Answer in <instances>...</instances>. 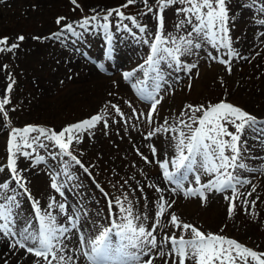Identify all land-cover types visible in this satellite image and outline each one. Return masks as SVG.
Listing matches in <instances>:
<instances>
[{
	"label": "rangeland",
	"instance_id": "1",
	"mask_svg": "<svg viewBox=\"0 0 264 264\" xmlns=\"http://www.w3.org/2000/svg\"><path fill=\"white\" fill-rule=\"evenodd\" d=\"M77 3L80 7L73 10L75 6L71 0H0V38L7 37L9 45H18L11 52H0V99L5 96L10 98V103L6 105L8 118L5 119L0 114V168L4 169L0 171V182H9L15 187L7 167V139L12 128L23 129L31 124L59 132L68 125L99 113L105 116L108 126L98 123L90 133L81 136L79 143L74 142L73 145V154L84 159L86 164H82L87 171L73 162L68 169L72 178L67 179L63 175L61 160L68 158L57 156L52 159L49 152L58 150L53 149L48 141H45L49 144L48 148L36 150L37 155L45 157V163L34 164V161L23 156L17 159V168L23 170L22 175L28 181L27 187L33 198L39 201L41 209H47L52 199L58 204L65 203L68 206V215H76L78 211L82 214L83 219L79 221L81 230L86 237L94 238L103 228L111 227L113 218L120 222L118 218L122 213L115 207L117 198L125 207L131 202L133 213L141 217L139 222H143L150 229L155 222L160 197L163 196L169 203L174 201V204L160 218V227L154 233L158 245L166 234L171 236L175 233L179 238L183 233L184 239L192 238L190 230L184 231L169 223L170 213L175 212L181 223L196 226L205 234L213 233L234 239L248 248L264 253V132L247 131L242 137L241 162L246 168L237 169L235 175L248 179L251 183L237 185L239 196L231 217L228 211L232 196L230 190L220 192L205 189L207 200L203 204L199 197H185L184 192L188 188L199 187L195 183V174L200 175L201 184H207L214 179L202 170L198 173L188 172L180 188L164 178L156 161H171L177 155L173 133H157L146 139L150 131L160 126L182 128L179 121H187L191 114L186 112L181 115L187 105L207 107L223 101L240 107L264 122V0H227L231 47L238 55L229 56L228 49L214 48L207 40L200 39L199 49L193 48L181 57L182 67L166 62L158 66V71H149L145 65L149 42L157 30V19L153 13L143 14L146 9L142 0H137L135 4L121 10L126 16L135 17L139 25L145 26V31L140 32L131 21H120L113 14L109 18L111 45L106 43L104 30L99 26L105 23L102 19L93 21L88 30L79 28L78 24L85 17H92L97 13L103 17L107 10L119 8L126 0H77ZM148 3L155 9L157 0H148ZM177 7L180 5L170 6L163 14L164 31L172 37L186 35L192 28L187 24L180 29L176 28L183 19V15L176 11ZM58 17L66 19L58 25ZM68 23L73 24L82 37L65 33L60 39L49 38ZM122 25H127V29ZM20 36L24 39L18 40ZM32 42L42 43L43 49L27 60L24 55ZM109 47L112 48L111 58L106 54ZM74 57L85 62H78L77 66L70 67L69 60ZM219 59L230 62V72L229 65L220 63ZM141 65L145 67L141 69ZM189 65L195 67L186 71L185 68ZM62 66L65 68L64 72H61ZM89 66H93L91 72H87L89 77L95 78L100 73L114 87L124 85L130 92V98L110 93L113 90L101 92L96 86L86 96H82L81 90L75 91L79 88L68 89L66 82L69 78L72 80L73 74L78 72L76 69ZM105 69L109 71L108 74L103 73ZM124 70L133 73L131 79L123 78ZM145 71H149V76H145ZM10 83L12 90L8 93L6 89ZM134 84L136 87H133ZM157 85L160 86L157 98L162 97L158 106H161L154 114V122L146 126L133 115V109L136 113L145 112H140L139 105L132 104L131 99L142 102L149 109L147 104H151V101L144 99L139 90L146 88L153 91ZM49 86L50 94L56 100V106L52 108L41 103L38 105L41 95H44L42 91ZM63 92L66 93L67 102L62 96ZM112 105H117L124 116L118 115ZM258 127L264 128V124ZM183 130L186 134L189 131L187 128ZM229 130L234 131L231 127ZM143 139L150 141L142 144L141 149L138 143ZM153 147L157 151L155 157L152 154ZM143 157L153 162L146 163ZM54 173H61L57 183L63 185V195L50 186ZM149 177L158 178L156 188L163 190L157 191L152 200L147 194L145 198L142 197V187L145 184L143 178ZM40 178H43V183ZM253 186L256 191L248 195ZM17 199L20 202L19 208L15 210L18 214L17 228H22L26 222H31L35 227L36 217L32 202L25 195H19ZM109 199L114 205L111 214ZM245 200L248 201L247 205ZM253 200L256 201L255 207L252 206ZM190 201L196 208L188 209L191 211L186 215L188 210L184 205ZM180 202L185 204L179 205ZM54 214L58 223H67V218L58 210ZM145 215L147 220L143 219ZM73 233L75 231L68 236ZM69 240L70 238L65 241L67 247L63 255L80 254L79 241L69 243ZM115 240L114 237V242ZM9 243H14V239L0 234V264H34L36 258L32 254L23 249H13ZM163 250V257L159 255V247L153 250L152 253L156 254L153 264H171L173 258L179 264V256L169 254L171 245ZM84 261L88 264L85 257ZM249 261L254 264L250 258ZM186 264H194V261H186Z\"/></svg>",
	"mask_w": 264,
	"mask_h": 264
},
{
	"label": "snow or ice",
	"instance_id": "2",
	"mask_svg": "<svg viewBox=\"0 0 264 264\" xmlns=\"http://www.w3.org/2000/svg\"><path fill=\"white\" fill-rule=\"evenodd\" d=\"M136 2L137 0H126V3L119 8L107 10L103 17H100L98 13L92 17H85L79 22L78 27L88 30L93 21L102 19L105 23L99 26L104 30L106 43L111 45L112 35L109 18L115 14L120 21L129 20L139 28L140 32H144L145 26L139 25L135 17L126 16L121 10ZM142 2L146 9L143 14L153 13L157 19V30L149 42V54L145 60V65L149 71H158V66L166 62H172L178 67H182L181 57L193 48L199 49L201 47L198 42L200 39L207 40L214 48L228 49L229 56L238 55L231 47L227 0H157L155 9L149 5L148 0H142ZM71 3L75 6L73 10L80 7L77 0H71ZM174 5H180L176 11L183 15V19L176 25V28L180 29L185 24L192 26L191 31L186 35L172 37L164 31L165 19L163 14L168 7ZM65 19L66 17H58L56 23L59 25ZM122 26L127 29V25ZM65 33L77 35L76 28L73 27V24L68 23L49 38L60 39ZM23 39V36L18 37V40ZM17 47L18 45L15 43L9 45L7 37L0 38V52H11ZM106 54L111 58V47L108 48ZM219 62L229 65L228 71H231L228 60L219 59ZM145 65H141V69ZM193 67L195 65H189L185 70L191 71ZM149 71H145V76H149ZM132 76L133 73L131 72L124 73L126 80L131 79ZM9 79L11 80V76ZM12 83L8 85L6 92H11ZM133 87L136 85L134 84ZM190 87L191 84H189ZM159 88L160 86L157 85L153 91H148L146 88L139 90L144 99L151 101L150 110L147 114L136 113L133 109V115L137 119L146 118L150 125L154 122L157 105L161 103L162 99V97L157 98ZM9 103L10 98L8 96L0 99V114L5 119L8 118L6 105ZM112 108L118 115L124 116L117 105H112ZM186 112L191 114L187 121H179L182 128L160 126L150 131L146 139L157 133H173V139L176 140L177 155L171 161L167 159L156 161L162 169L164 178L180 188L188 172L198 173L199 170H202L214 179L209 180L207 184H201L200 175L195 174V183L199 187L188 188L184 192L185 197H199L203 204L207 200L205 189L220 192L230 190L232 196L228 211L231 217L235 210V201L239 196L237 185L243 186L251 183L250 180L235 175L237 169L246 168V165L241 162L240 145L242 137L247 131L264 132V128L258 127L264 122L240 107L223 101L207 107L204 105H187L185 112H182L181 115H185ZM197 113H202V115L198 116ZM101 122L104 127L108 126L105 116L98 113L88 119L68 125L59 132L39 126L11 129L7 149V167L12 181L15 182V187H12L9 182H0V234L14 239V243L10 245L13 249H23L26 253L32 254L36 258L34 264H42V262L43 264H53V261H56V264H76L73 256L63 255L67 247L65 241L70 238L68 234L76 231L79 234V252L87 259L88 264H153L154 258L151 256L153 250L159 247V255L163 257L165 255L163 249L168 245H171L169 254L174 257L179 256V264H186V261H194V264H250L249 258L254 264H264V253L248 248L234 239L213 233L205 234L196 226L181 223L175 212L170 213L169 223L178 229L190 230L192 238L184 239L183 233L179 238L176 237L175 233L171 236L166 234L163 241L158 245L157 236L154 233L160 227V218L174 204V201L169 203L163 196L160 197V204L155 213V222L150 229L143 222H139L141 217L133 213L131 202H128V206L125 207L124 203L117 198L115 207L122 213L118 218L120 222H117V218H113L110 222L111 227L103 228L94 238L86 237L81 230L79 215H68V206L65 203L58 204L55 199H52L47 209H41L39 201L33 198L27 187L28 181L22 175L23 170L17 168V159L23 156L34 161V164L45 163V157L37 155L36 150L48 148L49 144L45 143L48 141L53 149L58 150L49 152L52 159H56L57 156L68 158L61 160V163L63 175L70 180L72 177L68 169L73 162L84 168L79 158L73 154L74 142L79 143L83 134L90 133V130ZM165 125H167V121H165ZM230 127L234 131H230ZM183 128L189 130L187 134ZM33 133L37 135H31ZM152 154L154 157L157 155L154 147ZM143 158L146 163L153 162L147 157ZM170 165L172 170H170ZM3 170L0 168V171ZM84 170L87 171V168ZM60 175L61 173H54L51 176L52 183L50 186L63 195V185L57 183ZM155 190L163 191L158 187ZM255 191L256 188L253 186L248 195ZM19 195H25L32 202L36 217L35 227L31 222H26L22 228H17L18 214L15 210L19 208L20 202L17 199ZM105 195L107 196V193ZM244 203L247 205L248 201L245 200ZM255 203L256 201L253 200V207H255ZM113 207L112 200L109 199L110 214ZM57 210L67 218L66 224L58 223L57 216L54 214ZM143 219L147 220V216L145 215ZM114 237L116 238L115 242ZM171 264H177L175 258L172 259Z\"/></svg>",
	"mask_w": 264,
	"mask_h": 264
},
{
	"label": "bare ground",
	"instance_id": "3",
	"mask_svg": "<svg viewBox=\"0 0 264 264\" xmlns=\"http://www.w3.org/2000/svg\"><path fill=\"white\" fill-rule=\"evenodd\" d=\"M58 2H61L62 0H56ZM43 41H46V40H43ZM41 49H43V44L42 43H39V42H32L31 44H29V48L26 50V53L24 56H26L29 60V59H32L35 55L38 54V51H40ZM78 62L75 65H77ZM73 65H70V67H74ZM93 68V66H89L88 68H85V69H81V68H77L76 71H78L77 73H74L73 74V81L69 78L66 82V87L69 89V87L72 89V88H79L75 91H79L81 90V93H82V96H86V95H89L90 92H91V88L93 86H96L97 90L103 92V91H106V90H113V92H110L112 94H115V95H118L119 97L121 96H125V98H130V92L129 90L126 89V87L124 85H115V87L113 86L112 83H110L109 79H106L104 75L102 74H98L95 78H92V77H89L87 74V72H91L90 70ZM65 71V68L64 66L61 67V72H64ZM75 71V70H73ZM68 76H69V73H68ZM76 77V78H75ZM36 88H38V86L36 85L35 86ZM42 92H44V95H41V100H39L38 102V105L41 103V104H44L45 106H48L47 108H52V107H55L56 105V100H55V96L51 95L50 94V86L49 87H46L45 90H43ZM107 92V91H106ZM42 94V93H41ZM78 95H80L79 93H77ZM50 96H53V97H50ZM62 96H64L65 98V101L67 102V99H66V93L63 92ZM54 100V101H53ZM54 103H53V102ZM65 102V104H66ZM131 102L132 104L134 105H139V110L140 112H145V114L148 113V110L141 104H139L138 102L134 101L131 99ZM63 104V105H65ZM167 107L168 104H166ZM43 110H48L46 108H42ZM146 109V111H145ZM139 122L141 124H146V126H149L150 124L147 122V119L146 118H141L139 119ZM143 143H145V141L143 140ZM150 174V173H149ZM150 175H153V174H150ZM40 181H42V183L44 182L43 178H40L39 179ZM153 195H155V192H152ZM182 202L179 203V205L181 204ZM154 209H156V204H155V201H154ZM182 204H185V203H182ZM196 205L195 204H191V201L190 202H187L186 205H184V207H186V210L188 209H193ZM196 208V207H195ZM191 209V210H192ZM191 210H188L186 211V215L191 211ZM77 234V233H76ZM76 234H72V236L70 237V240H69V243L70 241L74 242V240L76 241H79L78 239V235ZM70 246V244L68 245ZM74 260L76 261V264H87L85 261H84V257L82 258L81 255L79 253H73L72 254ZM147 259V258H145ZM164 262H166L164 260Z\"/></svg>",
	"mask_w": 264,
	"mask_h": 264
}]
</instances>
